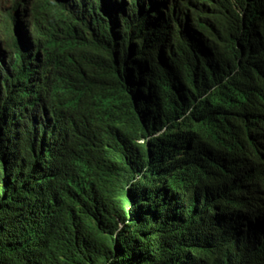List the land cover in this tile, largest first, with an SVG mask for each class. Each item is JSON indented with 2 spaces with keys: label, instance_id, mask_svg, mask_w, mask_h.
I'll list each match as a JSON object with an SVG mask.
<instances>
[{
  "label": "trees",
  "instance_id": "16d2710c",
  "mask_svg": "<svg viewBox=\"0 0 264 264\" xmlns=\"http://www.w3.org/2000/svg\"><path fill=\"white\" fill-rule=\"evenodd\" d=\"M0 264H264V0H0Z\"/></svg>",
  "mask_w": 264,
  "mask_h": 264
}]
</instances>
